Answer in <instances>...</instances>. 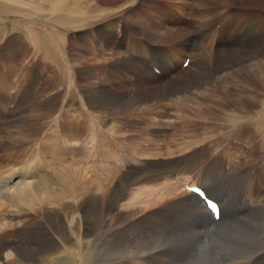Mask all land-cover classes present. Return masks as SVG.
Listing matches in <instances>:
<instances>
[{"label": "rangeland", "instance_id": "1", "mask_svg": "<svg viewBox=\"0 0 264 264\" xmlns=\"http://www.w3.org/2000/svg\"><path fill=\"white\" fill-rule=\"evenodd\" d=\"M131 1L132 6L127 11L129 15H125V19L127 20V18H129L128 20H130L131 18L135 20V18L137 19L138 15H140L139 21L150 24V26L145 28L148 32H152L154 29V20L152 21V19L148 18L152 15L151 17H154L155 21L157 20L165 26L164 32H169L174 27L171 23L177 19L178 23L175 28L182 27L189 39L198 37L193 36L192 38L191 33H195L194 31L199 29V31L202 30L203 34L215 41L216 35L214 37L212 36V34H214L213 26L218 22V19L220 20L224 17L221 21V27L218 33L223 31L229 34V32L232 31L234 39L231 43L226 45V41L224 40L219 43H217L218 41L213 42L211 46L215 47L213 54L215 56H212L213 58L210 62L209 60L208 62L204 61L201 56L195 57L194 61L193 56L197 54V51L192 49L193 58L190 60L194 63L189 74L191 77L190 81L200 86L198 89L192 88L184 91L186 92L184 95L198 104L204 103L202 93L205 89H211L221 85L219 74L214 73V70L215 65H219L221 62L220 60L225 56L226 48L238 53L248 50L250 46L249 42L252 37H254V32L250 30L246 19L251 15L264 18V6L249 7L250 5H245L246 2L241 3V1L237 2L233 0H226L225 4L218 0H184L187 1L188 4H181L175 0H125L123 2L99 0L98 4H90L86 0H68L65 2L66 4L59 5L57 8H53L51 2L48 0H0L3 6L8 7V5H11L14 8H18V11H20V9L22 10L21 13L14 14L12 12V14L6 13L0 15V145L10 146V143H6V139L3 138L6 127H10L8 131L13 135H19L20 133L24 135L29 134L25 135L23 139L29 137H31V139L20 143L21 146L15 148L16 151L13 152L15 158L12 156H10V158L12 157L11 159L16 161V159H18L17 157L22 156L20 151L24 149L25 154L22 156L23 160L25 162H30L31 159H33L34 162H42L43 168L41 169L49 173V175L51 171L60 174L62 172L65 175L67 171L64 172V169L68 170L69 175L68 173L66 175H68V180L70 179L69 184H71L70 186H72L74 190L72 198L67 196L68 198H63L62 202L54 201V205H45L41 207L40 210L36 207L26 209L23 205H13L4 202L0 197V264H14L15 252L20 253L21 251H19L18 246L20 243L25 245V242L29 244V247L25 245V248L31 250L42 248L47 243L57 244L58 247L54 250V253L56 252L55 254L59 256L61 252H64V255H61L64 259L57 260L52 257V260H55L56 264H117V262L123 260L125 257L124 261H130L127 264H140L134 263L135 260L132 258L140 251L141 245H145V247H143L145 250L148 249L146 246L148 243L144 242L137 234H125L126 237H136L137 241L134 242L131 240L130 242L132 243H128L126 240L120 239V237L117 240L115 239L114 241L107 242L108 237L106 234L110 216H108V198L107 194L104 193L105 190L107 191L108 188L110 189L118 184L121 177L130 174V178L128 177L126 179H131L132 185L129 184L130 187L126 188L123 194L118 195V201L114 210L116 211L115 216L118 218L117 223H125L122 224L125 225L123 226L124 228H131L139 224V221H145V219L149 217V214H162L161 208L166 205V194L165 192H160L162 190H159L162 182L173 183L172 180H178L179 188L177 185L175 186L180 191L184 192L187 191L186 186L188 185L199 186L198 180L201 179L200 174L202 172L204 173L202 181H206V172L203 171L206 167L202 166L203 163L199 164L200 162L212 161L214 156L217 155L227 157L229 153H234L235 157L239 158V162H242V159H247L251 162H264V143L260 142L259 138L254 137L253 144L251 143L252 146L255 145L253 148H251L252 146H248L247 148L246 145H241L240 141H237L238 143L236 144L239 145L233 149L226 146H203L208 136L206 134V129L209 127V121L207 122L199 118H194V124L188 125L186 121L180 120L185 116V114L181 113L184 112V109L177 108V106L174 105L166 107L165 110H163V108H156L157 110L153 113L150 111L147 112L143 104H133L132 101L129 100L130 98L133 99V97L125 96L126 87L111 86V79L114 78L123 81L131 80L129 77L130 74L123 72L117 65L111 66V63L114 61V52L123 50L122 37H120L122 22L118 21L116 24L118 41H116L115 44H119L120 49L111 51L114 46L108 48V50H105L101 46V28L97 27L96 29L88 30L89 24L92 23V21L83 20L81 23H78V21L74 20V16L75 12H77L78 15H83L81 17L91 18L90 20H96V22L97 20L99 22L103 18L100 21V24H102L105 22V18H110V11L113 12L115 10L119 12L120 8L126 2ZM209 3H211L210 6ZM186 5L192 8L191 15L193 14L192 16L194 17L189 22L185 20L184 10ZM227 8H232L234 11H230L226 15L220 17L222 11ZM71 9L75 10L72 11ZM209 9V13L212 11L211 15L205 17V13L209 14L207 13ZM49 12H54L56 15H51ZM188 13L189 9H187V14ZM61 15L64 17L63 23L60 17ZM166 18H168V20ZM203 19L206 21L202 22ZM71 23L76 25H71ZM140 23L142 24V22ZM218 24L219 23H217V25ZM141 29L144 28L142 27ZM260 32L262 33V28ZM152 33H154V31ZM163 38L164 43L157 44L161 46L162 50L166 51V54L162 56L156 50L151 51L150 54L153 60L160 65H165L167 60H172L174 64H179L180 57H177V54L168 50L169 48L178 47L176 43L180 41L181 38L178 39V41H171L166 36H163ZM39 39L42 40L41 43ZM142 39L146 38L140 36L135 38L133 44H136L132 45L133 50L131 53H143L141 52L142 43L140 42ZM147 41L150 44L156 43L152 39ZM261 43L262 45H260ZM259 48H264V41H262L261 38L251 47L254 53ZM187 51L188 49L185 51V54L188 53ZM109 54H112V57ZM227 54L228 53H226V55ZM249 54L252 53L249 52ZM75 56L77 57V62L72 59L73 57L76 58ZM82 57L84 59H89L88 63L90 65L93 63V61L90 60L95 58L99 65L90 66L84 63L81 65L80 60L83 62ZM99 62L104 63L100 64ZM145 66H147V62ZM176 70L177 67L175 71ZM184 70L180 73H183ZM113 72H115L117 76L114 75L115 73ZM234 74L231 73L232 76H236L235 79L237 81H240V79L244 77L241 74ZM257 74L259 75V73ZM91 75H93V77H90ZM171 76H169V79ZM103 77L109 80H99L100 78L103 79ZM157 77L160 76L158 75ZM205 80L208 82L207 84H203ZM184 84L185 83L179 82L175 87L176 89L179 87L183 89ZM159 86H161V84L143 85L139 91H144V88L146 90H153ZM92 87L95 91L91 90ZM86 91H89L90 94H95L94 92H96V94L99 93L101 95H104V93H121L123 96H113L112 106L108 107L106 109L108 111H106L102 109L103 107L92 105V100L91 98H87L88 93ZM83 99L84 101H88L89 104H84V108H82V104L85 103ZM152 103L154 105V102L150 99L148 105L151 106ZM186 105H188V103H186ZM37 107L40 113L41 110L46 107L51 108L54 113L52 112L53 115L49 116L47 119L36 122L35 119H32L30 116L38 113ZM139 107L142 108L143 111H141ZM67 109L76 112L79 111V120L82 121L81 134L79 138H69L65 135V133H68L67 130L61 127V135L64 134V138L61 139L62 147L58 149L60 144H57L56 149L59 154L54 157L56 153L53 152L54 145L52 147V144L59 142L58 134L56 133L60 131L58 127H56L57 124L54 119L57 118L60 112L67 114V112H65ZM93 113L95 116H93ZM233 113L234 112H232V114ZM86 114L89 115L85 119ZM242 120L243 123L241 125L247 123L244 121H248V118L245 119L244 117ZM173 121L177 124L179 123V126L176 128L177 130L175 129L174 131L172 127H168V123ZM254 121L255 123H262L264 119L262 120L257 116ZM158 122H160L159 125ZM200 122L204 124L203 127L199 126ZM210 123H214V121H210ZM39 125L41 126V129L38 131L39 134H35ZM16 126H20L23 131L17 129ZM255 126L261 128L259 125ZM96 128L98 130L100 128V131L110 130L108 132L110 145L106 144V149L95 148L93 145V141L97 138V132H99L96 131ZM15 130H18V133ZM165 130H169V133L167 137L163 139L162 136ZM51 131L54 132V138ZM85 131L88 132V134L85 133ZM223 132H225V129L222 130V133ZM173 133L175 135V142L173 141V143L176 145L177 143L183 142V144L177 145L179 150L176 146L175 150H171L173 153L170 154L166 151L171 148L167 149L166 144L171 140V135ZM2 138L3 140H1ZM15 139V141L21 142L20 138L17 139V135ZM202 139H204V142L199 143ZM38 140L40 144H37L36 141ZM146 141H148V143ZM211 141L213 140H210V142ZM43 146H46V148L44 147L42 149ZM163 146L164 148H162ZM196 146H199L197 148L203 151L193 148ZM123 150H126L125 159L120 158L123 155V152H121ZM9 152L10 151H7L5 153ZM198 152H200V155ZM103 153H105L104 156L107 157L106 159L100 157ZM90 156H92V158ZM199 156L201 158H199ZM1 158L0 177L16 172V168L19 169V167H21H18V163L24 162L23 160H17L19 161L18 163L12 162L7 160L4 156H1ZM182 158H189L187 161L184 160V162H189V170L184 171L179 168L177 174L176 172H170V167L173 162H179V165H184L183 161H181ZM196 158L199 159L197 160ZM233 160L234 162L236 161L235 159ZM233 160L231 162H233ZM114 162H116L118 166V162H120V172L115 169L113 165ZM123 162H126L127 167L131 165V169L127 170L124 166L122 167ZM73 166L78 170H82V172L79 171V175H83L82 179L81 176H78L72 180L74 176L72 170L75 169L72 168ZM108 173H112L113 175H109L110 178L107 179L106 176H108ZM27 175H29V173H27ZM104 177L107 180H105ZM165 179L168 180L165 181ZM71 180L73 183L76 182V187L73 186ZM106 183H110L107 189L97 191L99 185L101 186L102 184V187H104ZM87 189L92 191V193ZM78 191L81 192V195ZM78 195L81 198L77 197ZM160 196L164 199L162 203H158L160 205L157 204V206L152 205L150 207H148V205L144 206L147 201H151L152 203L155 200L161 199L159 198ZM91 200L92 202H90ZM135 209H140V212L138 213ZM95 210H98L101 220L98 226L92 224L89 219V212L93 213ZM110 215L112 214L110 213ZM164 215L166 219L157 229H153L154 234L152 233L153 235L150 243L151 247L166 248L165 250L168 251L167 255L164 257L165 259L162 258L160 264H182V262L184 264L186 262V264H199L190 258L191 253L189 254L187 251V243L180 242L181 238H183L186 242L190 243L184 237L186 236L185 231L181 229V231L177 233V231L171 232V230L167 229V226L168 228H179L175 222L174 214L172 212H165ZM55 217L60 226L65 229L60 233L57 232L55 227ZM87 219H89V221ZM69 224L71 226H69ZM104 224L107 226L105 227ZM145 224L146 223H144V226ZM24 238H26V241ZM98 238L99 240H97ZM63 241L65 242L63 243ZM176 247H179L178 250ZM124 248L127 250L126 252ZM50 252L53 251L50 250ZM35 257H40V255H36ZM131 260L133 262H131ZM33 262L37 264L38 261L35 258ZM15 264H28V262L22 261Z\"/></svg>", "mask_w": 264, "mask_h": 264}, {"label": "bare ground", "instance_id": "2", "mask_svg": "<svg viewBox=\"0 0 264 264\" xmlns=\"http://www.w3.org/2000/svg\"><path fill=\"white\" fill-rule=\"evenodd\" d=\"M48 1L51 2V5L53 8H57L59 7V5L66 4L65 2L68 0H48ZM86 1L89 2L90 4H98L99 2V0H86ZM112 1L123 2L125 0H112ZM175 1L181 4L187 3V1H184V0H175ZM218 1L223 4L226 3V0H218ZM233 1H237V2L241 1V3L246 2L245 5H250L249 7L264 6V0H233ZM210 4L211 3H209V6ZM131 6H132V1L126 2L120 8L119 12L113 9L114 10L113 12L110 11L111 16L108 15L110 16V18H105L104 20L105 22L102 24H100L101 23L100 21L103 18L99 22L98 20L96 22V20H90L91 18L89 19L87 17H81L83 16L82 14L78 15L77 12H75L74 20L78 21V23H81L83 20L92 21V23L89 24L88 30L96 29L97 27L102 29L101 46L105 50H108V48L112 46H114V48L111 49V51L114 49H120L119 44L117 43L115 44V42L118 41V38L116 35L117 34L116 24L118 21L122 22L120 37H122L121 41L123 43V50L114 52L115 53V55L113 56L114 61L111 63V66L117 65L123 72L130 74L129 77L131 78V80L130 81H127V80L123 81L119 79L116 80V78L113 77L114 79H111V83H112L111 86L126 87V91L124 93L126 94L125 96L133 97V99L131 98L129 99L132 101L133 104H139V105L143 104L147 112L150 111L151 113H153L157 110L156 108H163V110H165L166 107L168 106L170 107L174 105V106H177V108L184 109V112H181L179 109L181 113L185 114V116L181 118L180 120L186 121L188 125L194 124V121H193L194 118H199L207 122L209 121L208 123L209 127L206 129L207 130L206 134L208 136L205 139L206 142L204 143L203 146H206V145H210L212 147L226 146L228 148L233 149L237 145H239V144H236L238 143L237 141H240L241 145L244 144V146L246 145V147L248 148V146L250 147L252 146L253 144L252 142L255 138H259V141L264 143V121L262 123L261 122L255 123L254 121V119H256L257 116L262 120L264 119V48H259L258 50H256L255 53L251 49L254 43L258 42L260 38L262 39V41H264V18L251 15L249 18L246 19L250 30L254 32V37H252V39L249 42L250 46L248 50L238 53V52L231 51L228 48H226V53L228 54L226 55L225 53V56L223 57V59L220 60L221 62L219 63V65H215V70H214V73L219 74V80L221 82V85L215 88L205 89V91L202 93L203 95L202 99L204 100V103L198 104V103H194L193 100H191L189 97H186L184 95V93H186L184 91L192 89V88L198 89L200 86V85H195L193 81H190L191 77L189 76V74L191 72V67L194 63V62L192 63L190 59L194 57V61H195V57L201 56L202 59H204V61L208 62L209 60L210 62V60L215 56L213 55L215 47L211 46L213 42L218 41L217 43H219L220 41L224 40L226 41V45L231 43V41L234 39V36H232V31H230L229 34L223 31L218 33L221 27V21L224 19V17L223 19L222 18L220 20L218 19V22H216V24L213 26L214 34H212V36L214 37L216 35L215 41L211 39L209 36L203 34L202 30L199 31V29L197 30L198 32L194 31L195 33H191L192 38L193 36H198V37H194V39H189V37L187 36L186 32L182 29V27L175 28L176 24L178 23L177 19L176 21H173V23H171L174 27L169 32H164L165 26H163V24H161L157 20L155 21V18L151 17L152 15H150L148 18L152 19V21L154 20L153 22L154 23V29H153L154 33H152L153 31L148 32L147 29H145L147 26H150V24L147 22L139 21L138 19L140 18V15H138L137 19L135 18V20L131 18L130 20H128L129 18H127L128 20L127 21L125 19V15H129L127 11L129 10ZM187 9H189L188 14H187ZM74 10L75 9H73L72 11ZM21 11H22L21 9L20 11H18V8H14L11 5H8V7L3 6L2 3L0 2V15L6 14V13L12 14V12L14 14L19 13V12L21 13ZM209 11L210 9L207 11V13H209ZM230 11H234V10L232 8H227L226 10L222 11V15H220V17L226 15ZM184 12H185V20L187 22H189L192 18H194L192 16L193 14L191 15L192 8H189L188 5H186ZM211 12L209 14L205 13V17L211 15ZM49 13L51 15H56V13L54 12H49ZM60 17L63 23L64 17H62V15ZM80 17H81V20H80ZM166 19L168 20V18ZM203 21H206V20L203 19L202 22ZM140 22H142V24ZM95 23H98V24H95ZM217 23L219 24L217 25ZM71 25H76V24L71 23ZM142 27L144 29H141ZM261 28H262V33L260 32ZM138 36L146 38V39L140 40V42L142 43V46L140 45L142 49L141 52L143 53H137V54L131 53V51L133 50L132 45L136 44V43L133 44V42L135 38H137ZM163 36L168 37V39H170L171 41H174V40L178 41V39L181 38V40L176 43L178 47L169 48L168 50V51L173 52L174 54H177L178 55L177 57H180L179 64L178 63L174 64L172 60H167L165 65H160L158 62H155L153 60L152 55L150 54L151 51L156 50L162 56L166 54V51L162 50L161 46L157 44V43H164ZM150 39L154 40L156 43L150 44L147 41V40L150 41ZM186 40H187V44H186ZM41 41L42 40H40V43ZM34 42L36 43L35 39H34ZM260 45H262V43ZM187 49H188L187 51L188 53L185 54V51ZM192 49H195L197 51V54L195 56H193ZM249 52H251L252 54H249ZM72 59L73 61L77 62V57L76 58L73 57ZM185 59H189V64L187 65L186 68H182L181 65L185 62ZM90 61H93L91 65L88 63L89 59L83 58V62H81L80 60V64L82 65V63H84L85 65H90V66L97 64L95 58ZM146 62H147V66H145ZM175 66L177 67L176 71H175L176 69ZM183 70L184 72L180 73ZM231 73L241 74L244 77L243 79H240V81H237L235 79L236 76H232ZM257 73H259V75ZM114 75H116V73ZM156 75L157 76L159 75L160 77H157ZM169 76H171L170 79H169ZM90 77H93V75H91ZM99 80L108 81L109 79L103 77V79L100 78ZM162 81L164 82V84ZM179 82L185 83L183 89H181V87L176 89L175 86ZM207 83L208 82L206 80L203 82V84H207ZM148 84H156V85L161 84V86L153 90L152 89L146 90L144 88L143 89L144 91H139V89H141V86L148 85ZM91 90L95 91L93 87ZM86 92L88 93L87 98L88 99L91 98L92 100V105L96 107H103L102 109L104 110L112 106L113 98L115 97V95L123 96V94L121 93L120 94L104 93V95L103 94L101 95L99 93L96 94V92H94L95 94H92V93L90 94L89 91H86ZM150 99L154 102V105L153 103L151 106L148 105V101ZM84 102L85 103L82 104V108H84L85 105H89L88 101H84ZM186 103H188V105H186ZM140 109L141 111H143L142 108ZM37 111L38 113H35L30 116L32 117V119H35L36 122H39L40 120H45L49 116L53 115L54 113L51 108H47V107L45 109H42L41 113L39 112V109L37 107ZM65 112H67V114L69 115L65 114L64 112H60L58 113L57 118L54 119L55 123L57 124L56 127H58L59 130L61 129V127L66 129L68 133H65V135L69 138H72V139L79 138L81 134V127H82L81 126L82 121L79 120V111L76 112V111L67 109ZM232 112L234 113L232 114ZM94 113H93V116H95ZM89 114L85 115L86 116L85 119L87 118ZM243 116L245 117V119L248 118V121H244L247 123H244L243 125H241L243 123V120H242L244 118ZM210 121L212 122L214 121V123H210ZM173 122H169L168 127H172L174 131L179 126V123L177 124L176 122L174 123ZM159 124L160 122H158V125ZM237 124H240V125H237ZM203 125L204 124L202 122L199 123L200 127H203ZM255 125H259L261 126V128ZM16 127L17 129L22 130L20 126H16ZM9 128L10 127L5 128V133H4L3 138L6 139V141L4 140L6 143L8 144L10 143V146L0 145L1 146L0 147L1 149L0 159H2L1 156H4L7 158V160L18 163L19 161L17 160H21V161L23 160L22 156L25 154L24 149L20 151V153H22V156L17 157L18 159H16V161L11 159L12 157L15 158L13 155V152L16 151L15 148H17L18 146H21L20 143L29 141L31 137L23 139L25 135H29V134L24 135L23 133L19 132L20 134L19 135L16 134V135H17V139L18 138L21 139V142L15 141L16 135L15 134L13 135L12 133H10V131H8ZM40 129H41V126L39 125V128L36 130L35 134L38 133ZM223 129H225V132L222 133ZM96 131H99V132H97V138H95V141H93L94 147L106 149L105 148L106 144L110 145V139H108L110 138L108 136L109 134L108 132L110 130L100 131V128L99 130L96 128ZM16 132L18 133V130ZM85 133L88 134V132L86 131ZM168 133H169V130H165L162 138L163 139L166 138ZM56 134H58L59 142L52 144V147L54 145L53 152L56 153L54 157H56L59 154V152L56 149L57 144L58 145L60 144L58 149L62 147L61 139L64 138V134L61 135V130L57 132ZM52 136L54 138V132H52ZM174 136L175 135L173 133L171 135V140L169 139L170 141L166 144L167 149L171 148L166 151L170 154L173 153L171 150H175V147L177 145L183 144V142H181L175 145L173 143V141L175 142ZM3 138L1 140H3ZM105 139H106V142H105ZM210 140H213V141L210 142ZM36 142L37 144H40L39 140ZM146 142L148 143V141ZM201 142H204V139H202L199 143ZM254 146L255 145H253L251 148H253ZM44 147L46 148V146H43L42 149ZM197 147L199 146H196L193 148L203 151L202 149H199ZM162 148H164V146ZM7 151H10V152L5 153ZM205 151H211V150H205ZM121 152H123V155L120 158L125 159L126 150H123ZM198 153L200 155V152ZM104 155L105 153H103L100 157L102 159H106L107 157ZM10 156L12 157L10 158ZM90 157L92 158V156ZM199 158L201 157L199 156ZM199 158H196V159L198 160ZM214 158L212 161L199 163V164L203 163L202 166L206 167L203 171L206 172L207 178H205L206 181L205 180L202 181V178H203L202 176H204V173L202 172L200 174L201 179L198 180V182H199V187L203 188L206 194L211 199L215 200L218 203L219 207L221 208L218 221H214L212 219L211 214L209 213V211L206 209L204 204L201 202V200H199L197 196H195L189 191H184V192L180 191L178 189L179 181L178 180L173 181L171 179L172 182L175 184L162 182L159 188V190H162L160 192H163V193L165 192L166 194L165 195L166 205L165 207L161 208L162 214L161 215H156V213L149 214V217H147L145 221L144 220L139 221V224H136L135 227L124 228L123 226L125 225H122V224H125V223H121V224L117 223L118 218L117 216H115L116 211L114 210V207L118 201V198H117L118 195L123 194L126 188L130 187L129 184H131V179H126L130 176V174H126V176L122 175L123 177L121 178L119 177L120 178L119 183L110 189L108 188L111 183L110 180H109L110 183H106V186L102 187L103 185L101 184V186L99 185V187H97V191L108 188L107 191L105 190L104 192L107 194L108 209H109L108 216H110L109 223H108V230L106 234L108 237L107 242L114 241L115 239L117 240L119 237L120 239L122 238V240H126L128 243L131 240L135 242L137 241L136 237L133 238L129 236L130 237L129 238V237H126L125 234L126 233L127 234H131V233L137 234L144 242L148 243L146 244L148 249L145 250L143 248L145 247V245H141L140 251H138L136 255L132 258L133 260H135L134 263L160 264L162 262V258H164L165 255H167L168 251L165 250L166 248L162 249L159 247L158 248L151 247L150 245L151 237L154 234L153 229H157L165 221L166 218H165L164 213L172 212L174 214L175 222L179 228H168L167 226V229L171 230V232L177 231V233L178 231H181V229L185 231L186 236L184 237L190 243L186 242L183 238H181L180 242L187 243V251L189 252V254L191 253L190 258L193 261H196L199 264H264V162H251L247 159H242V162H239L238 160L239 158L235 157L234 153H229L227 157L223 155H217V156H214ZM233 159H235L236 161L234 162ZM263 159H264V156H263ZM184 160L187 161L189 160V158H182L181 161H183L184 165H179L178 164L179 162H173L170 167V172H174V173L176 172L177 174L179 171V168L184 171L189 170V162H184ZM232 160L233 162H231ZM41 163L42 162H38V161L34 162L33 159H31L30 162H25V161L20 162V164L18 163V167L19 166L21 167H19V169L16 168L17 173L14 172L15 171L14 170L13 171L14 173H11L12 172L11 171L10 172L11 174L0 177V197L1 199H3L4 202H7L13 205H17V206L23 205V207H25L26 209H31L33 207H36L38 210H40L41 207L45 205H54V201L62 202L63 198H68L67 196L72 198V196L74 195L73 193L74 190H73V187L70 186L71 184H69L70 179L68 180V177H67L69 175L68 170L64 169V172L67 171L66 174L68 173V175L66 174L64 175L62 172L60 174L57 172L54 173L52 171L50 172V175H49V173H46L45 171L41 169L43 168ZM118 164L119 166L116 165V162L113 163L115 169L118 172H120L121 164L120 162H118ZM123 166L127 170L131 169V165L127 167L126 162H123L122 167ZM146 166H147V162H146ZM72 168H75L72 170L74 172L72 173L74 175L72 180H74L78 176H81L79 175V173L82 172V170H78L74 166ZM27 173H29V175H27ZM111 174L112 173H108V176H106V178L107 179L110 178L109 175ZM82 176H81V179H82ZM106 178L105 180H107ZM166 180L168 179H165V181ZM75 183H73L74 187L77 186ZM92 183H91V187H92ZM175 185H177L178 188ZM90 192L92 193V191ZM80 195H81V192H80ZM77 197H80V196L78 195ZM159 198H161V196ZM163 201H164L163 198L155 200L152 203L151 201H147L145 202L144 206L146 205H148V207L152 205L157 206L158 203H162ZM90 202H92V200ZM135 211L139 213L140 209L139 210L135 209ZM110 213L112 215H110ZM89 219H90V222H92V224L96 226L100 225L101 220H100V215L98 213V210H95L93 213L89 212ZM89 219L87 220L89 221ZM54 222H55V227H56L57 232L60 233L65 230L62 226H60L56 217L54 218ZM144 223H146L145 226H144ZM88 225H89V222H88ZM69 226L71 225L69 224ZM106 226L107 225H105V227ZM99 238L97 240H99ZM24 240L26 241V238H24ZM64 242L65 241H63V243ZM178 243L177 245L179 246ZM25 245L26 247H29V244L26 242H25ZM25 245H23V243L19 244L18 248H19V251H21L20 252L21 254L18 252H15V255H14L15 259L13 262L14 264L20 263L22 261L28 262V264L30 263L35 264L33 262L35 258L38 261L37 264H56L55 263L56 261L52 260V257L53 259H57V260L64 259V257L61 256V255H64V252H61L59 256L55 254L56 252L54 253V250H56L58 247L57 244L47 243L46 245H44V247L36 249V250L26 249ZM50 250H52L53 252H50ZM126 251L127 250H125V252ZM36 255L37 256L40 255V257H35ZM125 258L123 260H120L119 261L120 263L117 262V264L118 263L127 264L128 262H130L128 260L124 261ZM131 262L133 261L131 260ZM182 264L184 263L182 262Z\"/></svg>", "mask_w": 264, "mask_h": 264}, {"label": "snow or ice", "instance_id": "3", "mask_svg": "<svg viewBox=\"0 0 264 264\" xmlns=\"http://www.w3.org/2000/svg\"><path fill=\"white\" fill-rule=\"evenodd\" d=\"M212 207L215 208V205L213 204Z\"/></svg>", "mask_w": 264, "mask_h": 264}]
</instances>
